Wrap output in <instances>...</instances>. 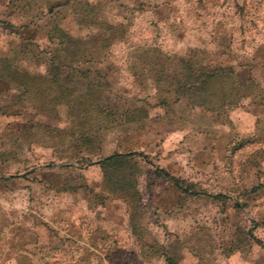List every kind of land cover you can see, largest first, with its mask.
Here are the masks:
<instances>
[{"label":"rangeland","instance_id":"rangeland-1","mask_svg":"<svg viewBox=\"0 0 264 264\" xmlns=\"http://www.w3.org/2000/svg\"><path fill=\"white\" fill-rule=\"evenodd\" d=\"M56 28L107 83L86 117L16 84L47 74ZM186 60L247 96L158 101L161 65ZM0 264H264V0H0Z\"/></svg>","mask_w":264,"mask_h":264},{"label":"trees","instance_id":"trees-1","mask_svg":"<svg viewBox=\"0 0 264 264\" xmlns=\"http://www.w3.org/2000/svg\"><path fill=\"white\" fill-rule=\"evenodd\" d=\"M54 33L47 52V74L36 76L20 71L17 72L16 84L24 92L34 94L38 101H45L40 108L47 115L65 110L62 113L68 116L74 114L78 117L82 114L86 117L89 111L82 108V101H104L107 83L103 82L100 72L81 69L82 64L95 60L87 54L90 50L85 42L73 39L62 29L56 28ZM176 64L171 71L161 65V70L157 72L155 83L159 93L158 101L184 99L193 107L222 115L235 108L238 101L247 96L242 95L241 91L246 90V86L239 83L234 71L228 67L212 70L201 63L187 60ZM159 84H163V88H159ZM97 110L102 115V107ZM109 162L110 158H106L97 164L101 165L106 179L122 182L108 166ZM156 176L168 181L184 194H200L190 191L163 170L156 169Z\"/></svg>","mask_w":264,"mask_h":264}]
</instances>
